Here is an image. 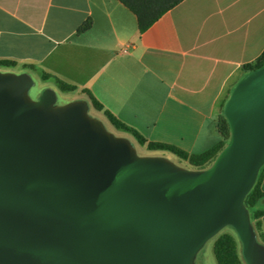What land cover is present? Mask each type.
Instances as JSON below:
<instances>
[{"label": "water", "instance_id": "1", "mask_svg": "<svg viewBox=\"0 0 264 264\" xmlns=\"http://www.w3.org/2000/svg\"><path fill=\"white\" fill-rule=\"evenodd\" d=\"M34 84L0 70V264H195L226 226L264 264L244 204L264 164V65L232 88L229 142L204 169L140 155L87 100Z\"/></svg>", "mask_w": 264, "mask_h": 264}, {"label": "crops", "instance_id": "2", "mask_svg": "<svg viewBox=\"0 0 264 264\" xmlns=\"http://www.w3.org/2000/svg\"><path fill=\"white\" fill-rule=\"evenodd\" d=\"M263 50L264 0H181L143 31L118 0H0V59L15 61L0 70L89 90L148 141L189 153L223 139L224 100Z\"/></svg>", "mask_w": 264, "mask_h": 264}, {"label": "trees", "instance_id": "3", "mask_svg": "<svg viewBox=\"0 0 264 264\" xmlns=\"http://www.w3.org/2000/svg\"><path fill=\"white\" fill-rule=\"evenodd\" d=\"M124 6H126L136 17L138 29L140 31L148 28L154 23L163 13L172 8L174 5L179 3L181 0H118ZM91 25L90 20H85L76 29L78 33L88 29ZM15 65V61L0 59V67H12ZM264 65V50L263 52L252 62H248L242 65V69L245 75L255 69L260 68ZM49 74L44 73L43 79H48ZM57 87L63 91H72L76 89L74 85L68 84L62 80H56ZM232 90V89H231ZM86 93V100L91 107L98 111H102L107 120L116 128L128 132L134 137V139L140 145H146L149 150H162L168 151L179 158L185 160L189 168L204 169L212 164L217 155L227 145L230 138V129L227 120L220 114L218 120V127L223 135V139L213 145L211 148L200 152V153H189L175 145L148 141L138 131L131 128L127 124L117 119L110 111L104 109L102 104L91 94L89 90H82ZM226 99L224 100L223 106ZM264 164L261 166L256 181L253 184L250 191L247 193L244 199V204L249 210L250 220L255 230L257 239L264 243V233L261 227L260 216L264 210L256 208L257 202L264 196V192L261 190L260 183ZM231 227V226H230ZM232 228V227H231ZM233 229V228H232ZM223 232L215 236L213 241V253L218 264H246L242 253L241 244L237 237L236 232Z\"/></svg>", "mask_w": 264, "mask_h": 264}, {"label": "rangeland", "instance_id": "4", "mask_svg": "<svg viewBox=\"0 0 264 264\" xmlns=\"http://www.w3.org/2000/svg\"><path fill=\"white\" fill-rule=\"evenodd\" d=\"M16 72L17 70L15 68L11 69V72ZM33 79H34V86L31 88L29 95L32 98H37L38 94L41 91V87L39 86L41 82L39 75L37 74H33ZM44 85L46 87H51L52 85L49 82H44ZM76 99H82L81 97V92H73V91H69V92H58L57 93V103H65L68 101H72V100H76ZM89 114L97 117L99 119H101L105 126L108 128V130H110L111 132L115 133L116 135H120V136H125L128 137L134 144L138 154L140 155H158V156H164L169 158L170 160L174 161L176 164H179L181 166L184 167H189L188 163L179 158L178 156H176L175 154L168 152V151H162V150H149L146 145H140L132 135H130L128 132L118 129L116 127H114L105 117V115L103 114L102 111H98L96 109H94L93 107L90 106L89 109ZM223 232H230V233H234L233 229L230 226H226L224 228H222L218 234L223 233ZM216 234V235H218ZM215 235V236H216ZM214 237L208 239L204 245L200 248V250L197 252L195 259H194V263L195 264H218L214 253H213V241H214Z\"/></svg>", "mask_w": 264, "mask_h": 264}]
</instances>
